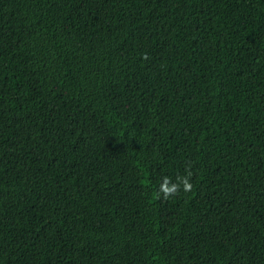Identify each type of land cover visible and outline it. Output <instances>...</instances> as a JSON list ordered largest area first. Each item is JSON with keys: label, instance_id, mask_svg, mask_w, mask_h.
Returning a JSON list of instances; mask_svg holds the SVG:
<instances>
[{"label": "trees", "instance_id": "trees-1", "mask_svg": "<svg viewBox=\"0 0 264 264\" xmlns=\"http://www.w3.org/2000/svg\"><path fill=\"white\" fill-rule=\"evenodd\" d=\"M0 264H264V0H0Z\"/></svg>", "mask_w": 264, "mask_h": 264}, {"label": "clouds", "instance_id": "clouds-1", "mask_svg": "<svg viewBox=\"0 0 264 264\" xmlns=\"http://www.w3.org/2000/svg\"><path fill=\"white\" fill-rule=\"evenodd\" d=\"M145 59H147V55H145ZM192 175L193 172L189 165L185 169L184 174H178L174 179L167 175L162 177L158 190L155 193V198L160 199L162 197L164 200H168L178 196L181 192H191L195 187L191 182Z\"/></svg>", "mask_w": 264, "mask_h": 264}, {"label": "bare ground", "instance_id": "bare-ground-1", "mask_svg": "<svg viewBox=\"0 0 264 264\" xmlns=\"http://www.w3.org/2000/svg\"><path fill=\"white\" fill-rule=\"evenodd\" d=\"M121 151V150H120ZM118 153H119V151H118ZM111 155V154H110ZM113 156V155H112ZM121 156V155H120ZM112 158V157H111ZM111 158H109V159H111ZM114 158V157H113ZM117 158V157H116ZM119 159V158H118Z\"/></svg>", "mask_w": 264, "mask_h": 264}]
</instances>
